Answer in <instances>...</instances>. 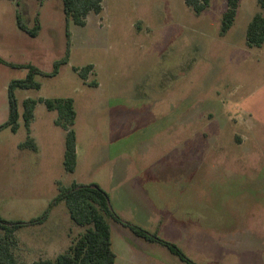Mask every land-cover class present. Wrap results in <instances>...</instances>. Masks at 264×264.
Here are the masks:
<instances>
[{
    "label": "rangeland",
    "instance_id": "374dc122",
    "mask_svg": "<svg viewBox=\"0 0 264 264\" xmlns=\"http://www.w3.org/2000/svg\"><path fill=\"white\" fill-rule=\"evenodd\" d=\"M226 8L211 0L197 15L186 0H103L82 26L67 21L62 0H0V216L26 222L15 232L19 264L55 259L84 230L64 200L29 224L74 183L99 185L122 220L196 264H264V44L245 40L264 9L240 0L221 36ZM17 13L30 28L39 21L37 36L18 27ZM67 54L56 75H34L39 89L16 90L19 127L5 126L10 83L28 64L52 72ZM87 65L84 80L75 68ZM28 97L75 100L74 172L64 166L66 131L44 102L31 122L37 150L20 147ZM108 221L115 264H187Z\"/></svg>",
    "mask_w": 264,
    "mask_h": 264
},
{
    "label": "trees",
    "instance_id": "16d2710c",
    "mask_svg": "<svg viewBox=\"0 0 264 264\" xmlns=\"http://www.w3.org/2000/svg\"><path fill=\"white\" fill-rule=\"evenodd\" d=\"M43 1V0H39ZM211 0H186V3L193 8L195 13L199 15L210 4ZM227 8L223 12L220 35L225 36L232 28L240 0H226ZM63 11L67 21L72 20L78 25H85L87 17L90 13H100L103 10V0H62ZM258 6L264 9V0H257ZM18 27L31 36H37L41 30V25L37 20L35 26L30 28L22 18L20 13H17ZM68 29V26H67ZM68 39L70 37L67 31ZM245 40L247 46L260 47L264 44V15L261 12H256L248 23L246 29ZM69 54L65 58L58 60L54 64L52 72L46 73L33 65H26L30 69L25 78L13 80L8 88L9 96V119L5 126H10L13 131L19 127V110L16 98L17 89H28L41 87L40 82L35 81L34 75L40 73L42 75H56L59 72L60 66L67 63ZM93 69V65H87L82 69L75 68L84 80H87L88 72ZM98 85L96 81L90 83ZM44 102L47 109L57 111L58 118L55 123L61 126L65 131V151H64V166L69 172H74L77 165V137L73 126L77 117L75 100L72 97H54V98H25L23 100L22 116L28 130L26 141L20 144V147H29L37 150V143L34 137L31 136V122L35 117L36 105ZM64 200L71 219L78 225L84 228L77 237L73 238L71 245L64 252L59 254L55 259H38L30 264H115L116 254L112 248V231L108 218H113L124 225L128 226L136 235L149 240L157 241L166 246L172 253L177 254L187 264H196L179 249L178 246L167 242L156 234L150 233L139 225L122 220L112 208L110 196L106 190L97 184H78L74 183L70 187H61L59 195L50 205L49 209L40 217L33 218L29 221L32 223H41L45 221L50 210L57 202ZM23 221L6 220L0 216V264H19L18 256L15 252L17 246L16 230L25 224Z\"/></svg>",
    "mask_w": 264,
    "mask_h": 264
},
{
    "label": "crops",
    "instance_id": "0c3cea01",
    "mask_svg": "<svg viewBox=\"0 0 264 264\" xmlns=\"http://www.w3.org/2000/svg\"><path fill=\"white\" fill-rule=\"evenodd\" d=\"M31 132H32V130H31Z\"/></svg>",
    "mask_w": 264,
    "mask_h": 264
}]
</instances>
